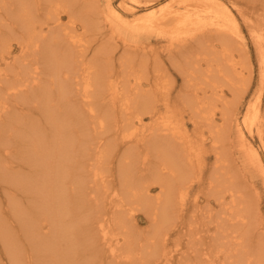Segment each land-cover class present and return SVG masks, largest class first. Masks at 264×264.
<instances>
[{"label": "bare ground", "instance_id": "obj_1", "mask_svg": "<svg viewBox=\"0 0 264 264\" xmlns=\"http://www.w3.org/2000/svg\"><path fill=\"white\" fill-rule=\"evenodd\" d=\"M115 10L113 14L118 15ZM222 10L230 19L224 6ZM62 12L68 14V21H62ZM103 12H91L89 0H0V187L7 189L5 201L0 198L3 248L14 264H264V238L260 235L264 219L226 170L220 141L229 127L223 130V125L216 124L215 101H207V96L198 101L196 90L197 95L191 94L194 90L183 95L194 132L206 126L214 137L211 146L218 159L223 158L204 186L194 158H189L195 145L204 146V131L197 142V136L191 139L185 122L176 114V121L169 119L172 106H160L161 99L154 93L156 86L164 88L161 75L154 77L156 84L150 90L134 86L132 91L125 84L121 91L118 81L111 79L114 76L109 77L116 73L113 66L109 68L100 58L105 46L88 59L83 40L90 30L102 27L99 13ZM173 18L181 22L177 10H151L141 18V25L168 34L171 45L188 47L182 42L191 40L187 44L194 52L199 31L206 29L193 26L194 34L182 39L180 32H166ZM212 21H218L215 26L225 24L223 19ZM261 28L249 24L264 71ZM216 56L212 60L218 61L220 56ZM125 69L121 80L127 83L125 76L132 69ZM220 72L199 74L209 87L216 86ZM184 74L187 84L198 76ZM106 90H111L110 99L102 97ZM224 97L217 99L223 104L221 118L234 121L235 110L227 107ZM171 109L179 111L174 106ZM146 116L151 121L141 131L137 123ZM244 121L249 127L246 118ZM116 122L125 134H131L121 137ZM137 129L141 133L134 146L129 138ZM262 129L258 133L264 143ZM121 139L126 149L116 166ZM248 145L249 162L264 173V144L257 149ZM202 186L205 208L197 198L190 200L196 187L199 191ZM153 187L159 189L155 195ZM213 200L218 210L210 205ZM141 210L152 221L155 235L146 236L134 228L131 220ZM12 215L14 223L6 220ZM166 227L165 237L171 231L177 235L173 247L166 238L162 244L156 238Z\"/></svg>", "mask_w": 264, "mask_h": 264}, {"label": "rangeland", "instance_id": "obj_2", "mask_svg": "<svg viewBox=\"0 0 264 264\" xmlns=\"http://www.w3.org/2000/svg\"><path fill=\"white\" fill-rule=\"evenodd\" d=\"M89 3L91 5V12L104 11V14L99 13L100 17H102L100 18V25H102V27H99V31L95 32V30H90V33L87 34L86 37H84L83 42L87 47L86 52L88 55V59H91L93 55H96V50L99 51V49H102V46H105L107 50H105V53L102 51V54L104 55H102V57L100 55V58L105 65L109 66V68H112L113 66L114 69H112L116 73H110L109 77L112 75L114 76H112L113 78L111 79H116L118 81V88L121 91L128 84V88H132V91L134 86L137 90H150V88L152 89L154 84H156V82L154 81V77L156 75H161V78L159 80L164 88L161 89V87L156 86V91L154 92L156 93V98L161 99L158 104L163 107L170 104L172 107L174 106L176 108H179V111L177 112V110H173L171 109V107L168 109V114H165L169 116V119H172L174 121H176L177 117L180 118L179 120H183L185 122V128L188 129L186 133L190 134L191 139L194 138L193 140H195V136H197L196 141L198 142L203 133V137H201V139H204V146L200 145V147H198L195 145L192 149L193 155H191V157H188L192 159L194 158L193 160L196 163L195 169L197 173L199 172L198 174L202 178H200L202 182L205 181L204 186H206L205 184L209 182L210 174L213 168L217 164L222 163V161L219 162L218 160H223L224 158L225 166L227 168L226 170L228 171L229 176L231 177L233 182H235L241 189V192L243 191L244 195L246 194V196L248 197L247 199H250L249 202L253 201L252 206H257L259 208V214L264 219V173H261L258 168L252 166V164L249 162L250 157L248 149L249 143H251L255 149H257L261 144H264L258 133L261 127L263 128L262 131L264 132V76H262L261 74L264 73V71H262V68L259 64V58L256 53L255 44L252 40L251 32L249 29V24L255 23L256 26L257 24H259L264 30V0H134V2L133 0H89ZM223 6L231 15L230 19L228 18V16H224V14L222 13ZM171 9L178 11L181 22L176 23V19L178 17L173 18L168 23L171 29L169 31H166L167 33L170 32L169 34H177L178 32H180V36H182L183 39L184 37L188 36V33L194 34L192 33L194 31L193 26H199L206 29H204V32L199 31L201 33H199V35L197 36L199 38L198 46V42L193 41L192 45L195 47L196 44L197 46V48L195 47L193 49L194 52L189 49L190 46L188 44H190L191 40L182 42L183 46L186 45L188 47H181L180 44L177 45V43H175L176 45H171L168 34L165 35L161 30H159L158 32L156 29H151L150 27L146 28L141 25V18H143L145 15H148L151 10L158 11L159 13L162 10L166 12L170 11ZM112 10L118 12V15H120V17L113 14ZM186 12H188L187 16L184 15V13ZM61 15L63 18L62 21H68V14L66 12H62ZM215 16H218V18H215ZM171 17H173V15ZM215 19H223L225 21L224 26H215L214 22H218L212 21ZM103 20L104 22H102ZM191 21L195 22V25L189 24ZM103 39L104 41H102ZM201 40L202 42H200ZM201 43H203L204 45L206 44L205 47H203ZM223 44L229 45H227L226 48L223 46ZM199 46H201L202 49L204 48V50H200L201 48H198ZM206 47L208 48V50ZM77 49L80 48L77 47ZM210 53L211 56L209 55ZM110 54L111 56H109ZM216 55H218V57L220 56L218 61L212 60L213 58L217 57ZM124 57L128 59H125ZM126 60L129 61V65ZM121 62L124 63L126 68L130 67V69H132V73L130 71L131 74L128 73L130 75L125 76V79L128 80L127 83H124V81H122V72L124 70L126 71V69ZM215 67L217 68L215 69ZM223 68L225 70H222ZM219 72L221 74L220 76H217V81H215L214 83L216 84V86H212L211 84L212 89L216 87L212 91L210 85L209 87L205 86L207 84L203 83L205 81L200 77V74L204 75L205 73L211 74ZM184 73H197L195 74V76H198L195 77V80L191 81V83L188 82L190 84L189 85L187 84L188 78H186V75ZM126 74L127 73H124V75ZM202 77L205 78L206 76ZM238 77H240L241 80ZM148 78L150 79V82L149 80H147ZM231 79L235 80L231 81ZM138 80L141 81V86H136L135 84L133 85V82H137ZM205 80L207 81V78H205ZM207 82L209 84V80ZM233 85H235V87H233ZM135 88L134 92L136 90ZM191 90H194V93L191 92ZM195 90L196 93L200 96V98H198V101L206 96L208 98H206L207 101H211L212 99V101H215V104L218 108L217 114L215 115L216 124L219 126L223 125L221 126L223 127V130L224 128H226V126L229 127L226 128V134H223L226 136V138L224 137L225 139H223L224 141L219 140L221 143L220 151H225V153L221 154L223 156L222 159H218L215 148L211 146V144L214 143H212V141H214L212 140L214 139V137L211 135V131L206 126H202L201 128V130H203L204 132H202L201 130L199 133L198 130L194 132L195 124L191 120L192 116L190 114V110L188 109L189 107L186 108L185 106L186 98L183 95L185 91L186 93L191 92V94H195ZM110 92L111 90H106L102 93V97H108L107 99H110V95H108ZM219 96H225L224 99L226 100L224 101H226V105H228L227 107L229 109H232V111L235 110V122L233 121V118L230 120V122L229 119L225 122L221 118L220 110L223 109V104L221 101H218L221 99ZM175 111L176 113H174ZM180 111L182 112L181 114ZM230 113L232 112L230 111L228 113V117L231 116ZM175 114L177 117H175ZM245 118L247 119L248 124H250L249 127L244 121ZM145 121L148 123H146ZM150 121V118L146 116L145 120L142 123H137L138 128L140 129L141 127L142 131ZM237 122H239L240 124H237ZM226 123H228L229 125H226ZM116 124L121 130V137H123V135L131 134V132L125 134V131L121 129L123 127L119 126L120 123L116 122L115 125ZM178 124L180 123L178 122ZM237 125L239 127H237ZM183 128L184 127H182V129ZM139 129H137L135 135L133 134V136L129 138L132 139V145L134 146L138 142L137 135L141 133V131H138ZM196 133H198V135H196ZM243 137L247 142L245 140L241 141ZM126 139L129 140L128 138ZM244 142L245 146L242 145V143L244 144ZM124 143L125 142L121 139L119 155H117L115 158L116 166L117 161L119 160V156L121 157L124 152V148L126 149ZM135 172L138 173V171ZM3 188L4 187H0V198H2V201H5L4 192L7 189ZM197 189L198 187H196L195 191H193L190 200L192 201L197 198L200 202L201 207H207V202L203 196V186L199 188V191ZM157 192H159V189L157 187H153L152 195L157 194ZM201 192H203V194ZM197 195L200 196L197 197ZM22 197L24 196H21V198ZM210 205L218 210V206L216 205L214 200ZM212 211L215 212L214 210ZM11 217L6 218V220H11V222L14 223L15 220L13 219H15V216L12 215ZM131 221H133L134 228L137 232L144 231V234H148H146V236L155 235L152 230V221L148 219V216L142 210L138 212L136 211L134 213V218ZM166 230L167 227L162 229V237H160V235L156 236V238L161 244L162 238H166L169 247H173V242H175L174 236L177 238V235L175 231H171V233L165 237L164 234ZM262 231L263 234L261 233L260 235H263L264 238V229H262ZM141 234H143V232ZM52 236H54L55 238V235ZM14 250L15 247H12V252ZM262 254L264 256V249L262 250ZM0 264H14L11 257L9 256L8 251L3 248L1 242Z\"/></svg>", "mask_w": 264, "mask_h": 264}]
</instances>
